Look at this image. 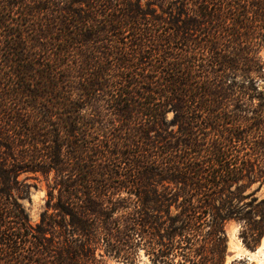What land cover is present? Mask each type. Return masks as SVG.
<instances>
[{"label":"trees","instance_id":"obj_1","mask_svg":"<svg viewBox=\"0 0 264 264\" xmlns=\"http://www.w3.org/2000/svg\"><path fill=\"white\" fill-rule=\"evenodd\" d=\"M261 49L264 0H0V264H226L230 222L254 250Z\"/></svg>","mask_w":264,"mask_h":264},{"label":"rangeland","instance_id":"obj_2","mask_svg":"<svg viewBox=\"0 0 264 264\" xmlns=\"http://www.w3.org/2000/svg\"><path fill=\"white\" fill-rule=\"evenodd\" d=\"M259 59L263 64L262 73L263 78L258 83V89L264 87V49H261ZM170 118V115H168ZM19 179L24 181L30 186V194L28 199L21 201L23 207L29 215L32 223L38 221L39 214L44 206L45 195H46V182L44 177L39 174H22ZM257 185H253L250 191H254ZM258 198L264 196V183L261 189L256 193ZM240 226L235 222H230L227 225L228 234V250L226 257V264L235 262L236 264H258L264 260V237L260 239L257 247L254 250L246 249L241 242L239 237ZM240 262V263H238ZM109 264H125L122 262L110 261ZM137 264H148V260L140 255V259Z\"/></svg>","mask_w":264,"mask_h":264},{"label":"bare ground","instance_id":"obj_3","mask_svg":"<svg viewBox=\"0 0 264 264\" xmlns=\"http://www.w3.org/2000/svg\"><path fill=\"white\" fill-rule=\"evenodd\" d=\"M258 264H264V260L263 261H261L260 263H258Z\"/></svg>","mask_w":264,"mask_h":264}]
</instances>
